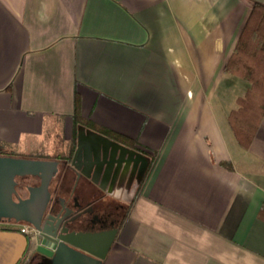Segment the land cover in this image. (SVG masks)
Masks as SVG:
<instances>
[{
    "label": "crops",
    "instance_id": "0c3cea01",
    "mask_svg": "<svg viewBox=\"0 0 264 264\" xmlns=\"http://www.w3.org/2000/svg\"><path fill=\"white\" fill-rule=\"evenodd\" d=\"M253 2L0 0V155L72 161L77 96L151 159L101 264H264V118L241 149L227 114L246 86L222 71ZM23 224L0 220V264H48Z\"/></svg>",
    "mask_w": 264,
    "mask_h": 264
},
{
    "label": "water",
    "instance_id": "95a60500",
    "mask_svg": "<svg viewBox=\"0 0 264 264\" xmlns=\"http://www.w3.org/2000/svg\"><path fill=\"white\" fill-rule=\"evenodd\" d=\"M85 138L93 142L87 151V171L92 172V182H100L99 188L102 190L108 184L109 194L115 189L121 191L122 182L126 183L124 192L128 193V198L125 202L130 203L148 171L150 157L78 125L77 148L67 169L76 176V181L80 173L74 165V159L82 149ZM59 166L60 163L54 160L0 155V220H12L16 224L25 223L32 227L33 232L28 236V251L32 258L45 260L48 264H101L116 232L86 233L71 230L68 224L74 222L76 217L66 219L72 212L65 206L68 204L66 198L53 203L60 204L57 213L52 214L56 207H51L48 213L47 206L51 202L48 188ZM69 173L66 174V180ZM25 177H37L40 183L37 187L29 188L27 198L19 196L15 201L13 197L18 193L16 179Z\"/></svg>",
    "mask_w": 264,
    "mask_h": 264
},
{
    "label": "trees",
    "instance_id": "16d2710c",
    "mask_svg": "<svg viewBox=\"0 0 264 264\" xmlns=\"http://www.w3.org/2000/svg\"><path fill=\"white\" fill-rule=\"evenodd\" d=\"M222 71L228 77L240 79L246 86L244 92L234 99L235 107L229 110L227 123L237 145L248 150L264 118V5L251 3L233 52L224 62ZM73 125L75 130L78 125L90 126V129L138 150L129 139L85 122L79 114L77 96L74 99ZM222 165L228 167L227 164Z\"/></svg>",
    "mask_w": 264,
    "mask_h": 264
},
{
    "label": "flooded vegetation",
    "instance_id": "af4514ba",
    "mask_svg": "<svg viewBox=\"0 0 264 264\" xmlns=\"http://www.w3.org/2000/svg\"><path fill=\"white\" fill-rule=\"evenodd\" d=\"M70 163L71 161H63V166L61 168L59 167L57 174L50 181L48 189L51 196V202L47 206L48 213L51 207H56L54 209V213L52 214L57 213L60 204L53 203H59L60 198H66L68 204H65V206L72 211L66 217V219L70 220L73 217H76V220L74 222L68 224L71 230L82 231L86 233L111 231L116 232L117 235L119 227L121 225V221L127 214L128 207L130 206L129 203L125 202V200H127L128 198V193L124 192L126 183L122 182L123 186L121 191L117 192V190L115 189L109 194L108 184L104 190L99 188L100 182L96 184L98 186L97 188L93 186L94 183L92 182V172H88L87 169H84L83 171L79 170L78 173L80 174H77L78 178L76 181V176L72 173H69V171L67 170L70 166ZM67 172L69 173L67 176H70V180L76 181L75 186L69 188V192L68 187H65ZM86 175L89 178H87ZM123 180H125V178ZM16 182V190L18 193L13 197L15 201L19 196L22 198H27L29 195V188L37 187L40 183V180L37 177H25L17 178ZM78 183H80V185H78ZM140 186L137 188L136 193L139 190ZM66 189L67 192H64L66 191ZM78 197H83L82 199H85L86 203L75 204ZM96 199H101L103 200V203L108 204L107 212L98 213L93 209L92 203Z\"/></svg>",
    "mask_w": 264,
    "mask_h": 264
},
{
    "label": "rangeland",
    "instance_id": "374dc122",
    "mask_svg": "<svg viewBox=\"0 0 264 264\" xmlns=\"http://www.w3.org/2000/svg\"><path fill=\"white\" fill-rule=\"evenodd\" d=\"M8 152H10V151H8ZM14 152H16L14 157H18V158L30 157L31 159H33L34 157H41V154H43V153H37V154H28V155H26L25 153H22V152H19V153L17 151H14ZM82 198L83 197H78L76 199V203L85 204L86 200L82 199ZM92 207L98 213H105V212H107L108 204L103 203V200H101V199H96V200L93 201Z\"/></svg>",
    "mask_w": 264,
    "mask_h": 264
},
{
    "label": "built area",
    "instance_id": "2783aa9c",
    "mask_svg": "<svg viewBox=\"0 0 264 264\" xmlns=\"http://www.w3.org/2000/svg\"><path fill=\"white\" fill-rule=\"evenodd\" d=\"M19 232L25 235H30L33 232V229L30 225L28 224H23L20 228H19Z\"/></svg>",
    "mask_w": 264,
    "mask_h": 264
}]
</instances>
